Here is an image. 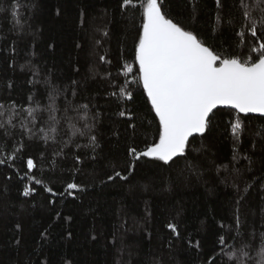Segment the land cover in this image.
Listing matches in <instances>:
<instances>
[{
	"label": "trees",
	"instance_id": "16d2710c",
	"mask_svg": "<svg viewBox=\"0 0 264 264\" xmlns=\"http://www.w3.org/2000/svg\"><path fill=\"white\" fill-rule=\"evenodd\" d=\"M140 3L132 0L127 9L122 0H0V160L6 161L0 163V264H205L220 238L227 240L213 253L220 264H232L234 245L248 241L256 245L255 264L264 260V118L241 115L244 131L236 142L229 127L234 114L216 110L211 134L194 137L189 155L171 167L129 153L158 141L146 94L122 67L134 62ZM163 3L170 18L217 51H240L227 24L228 18L239 22L236 0H221L223 8L215 0ZM218 14L223 23L215 30ZM252 43L250 35L241 41L244 52ZM46 81L67 89L76 107L89 105L73 113V123L93 124L95 150L88 136L72 137L71 130L58 144L29 136L25 125L32 127V118L19 109L36 107L29 97L47 105ZM120 88L133 100L120 97ZM66 102L61 95L56 105ZM29 157L37 163L30 175L42 184L24 175ZM115 171L128 178L108 180ZM28 186L35 192L25 197Z\"/></svg>",
	"mask_w": 264,
	"mask_h": 264
},
{
	"label": "snow or ice",
	"instance_id": "6c2138e0",
	"mask_svg": "<svg viewBox=\"0 0 264 264\" xmlns=\"http://www.w3.org/2000/svg\"><path fill=\"white\" fill-rule=\"evenodd\" d=\"M215 2L217 8L224 7L221 0ZM131 4L132 0H122V6L127 9H130ZM18 6L13 7V16L17 15ZM233 7L239 9V22L237 24L232 18H228L227 24L233 29L235 44L240 51L228 52L217 51L179 21L170 18L163 0H141L143 24L135 45L134 62L125 63L122 67L125 69V76L133 75V82L142 86L146 94L151 111L158 119V141L142 151L131 147L129 153L134 160L148 158L170 167L179 163L181 158L189 155L191 144L195 143L194 137L206 138V134L210 135L217 126L215 121L220 115L217 109H228V115L234 114V118L229 121V127L236 142L240 141L244 131L241 114L244 117L257 114L264 118V0H255L254 4L251 0H236ZM192 8L194 15L197 10L195 3ZM222 23L223 19L218 14L215 18V30H219ZM249 35L253 43L244 52L241 41L247 43ZM100 61L110 63L105 56H100ZM46 84L47 105L42 107L39 101L29 97L36 107L19 109L21 113L26 111L32 118L29 122L32 127L25 125L29 136L42 139L46 143L52 141L53 144H58L64 142L63 137L71 130L72 137L88 136V146L95 150L99 145L92 131L93 124L86 122L78 128L73 123V113L87 112L89 105L76 107L71 100H67V89H61L51 81H46ZM61 95H65L67 102L58 107L56 100ZM71 95L75 96V91ZM119 96L133 100L132 92L124 88H120ZM12 107L15 109L14 103ZM4 108L5 105L0 103V109ZM45 112L48 114L47 119L44 118ZM119 115L133 118L131 113L125 111H121ZM65 123L68 124L67 129L64 127ZM7 127L5 125L6 132ZM130 127L135 128V125L131 124ZM11 159L15 161L17 157L12 156ZM75 159L79 161L80 158L77 156ZM238 159L239 153L234 151L233 160ZM5 162L0 160V163ZM22 163L27 169L24 175L34 180L35 184H42L41 180L30 175L37 167L34 159L29 157ZM134 167V164L130 165V168ZM117 177L125 180L128 178L120 171H115L114 175L108 176V180ZM79 187L76 183L67 184L69 190H79ZM47 191L53 192L52 188ZM34 192L35 188L25 187L23 196L28 197ZM16 227L19 228L20 225L17 224ZM168 228L179 238L177 225L170 223ZM92 238L95 239L94 236ZM226 243L227 240L220 238L212 251L206 254L205 264H209V260L212 264H220V260L213 253ZM261 243L264 244V236L261 237ZM234 247L238 250L230 256L232 264H255V259L251 258L256 247L254 243L248 241L243 248L239 244ZM261 256H264V248L261 249ZM261 264H264V260Z\"/></svg>",
	"mask_w": 264,
	"mask_h": 264
},
{
	"label": "water",
	"instance_id": "95a60500",
	"mask_svg": "<svg viewBox=\"0 0 264 264\" xmlns=\"http://www.w3.org/2000/svg\"><path fill=\"white\" fill-rule=\"evenodd\" d=\"M217 110H219V109H217ZM221 110H225V109H223V108H221ZM242 116H243V114H241ZM249 116H254V117H258V118H260L257 114H249ZM248 116V117H249Z\"/></svg>",
	"mask_w": 264,
	"mask_h": 264
}]
</instances>
